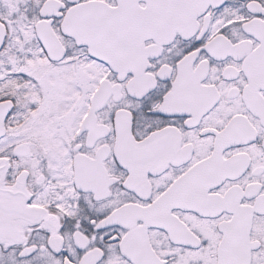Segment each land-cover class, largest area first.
I'll list each match as a JSON object with an SVG mask.
<instances>
[{
  "label": "snow or ice",
  "instance_id": "1",
  "mask_svg": "<svg viewBox=\"0 0 264 264\" xmlns=\"http://www.w3.org/2000/svg\"><path fill=\"white\" fill-rule=\"evenodd\" d=\"M0 264H264V0H0Z\"/></svg>",
  "mask_w": 264,
  "mask_h": 264
}]
</instances>
